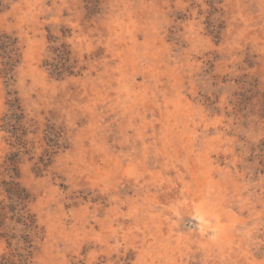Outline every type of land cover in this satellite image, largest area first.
I'll return each mask as SVG.
<instances>
[{
	"label": "rangeland",
	"instance_id": "1",
	"mask_svg": "<svg viewBox=\"0 0 264 264\" xmlns=\"http://www.w3.org/2000/svg\"><path fill=\"white\" fill-rule=\"evenodd\" d=\"M15 166L3 264H264V0H0Z\"/></svg>",
	"mask_w": 264,
	"mask_h": 264
},
{
	"label": "trees",
	"instance_id": "2",
	"mask_svg": "<svg viewBox=\"0 0 264 264\" xmlns=\"http://www.w3.org/2000/svg\"><path fill=\"white\" fill-rule=\"evenodd\" d=\"M15 170L16 166L13 167L15 176L11 181L6 182L8 186L6 191L9 194V203L5 201L6 199L0 200V239L4 236H7V238L14 236V234H9L10 231L5 230L8 219H15L18 222L22 219H28V217H24V215L20 212L21 210H25L26 203L30 199V193L28 192L27 188L19 181V175ZM10 213H12V215H10ZM7 260L8 259L4 255L1 256L0 264L7 262Z\"/></svg>",
	"mask_w": 264,
	"mask_h": 264
}]
</instances>
